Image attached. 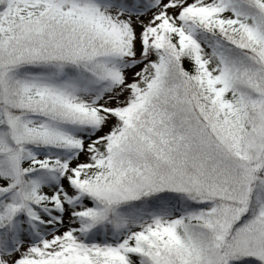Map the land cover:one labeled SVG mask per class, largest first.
<instances>
[{
  "label": "snow or ice",
  "instance_id": "6c2138e0",
  "mask_svg": "<svg viewBox=\"0 0 264 264\" xmlns=\"http://www.w3.org/2000/svg\"><path fill=\"white\" fill-rule=\"evenodd\" d=\"M0 264H264V0H0Z\"/></svg>",
  "mask_w": 264,
  "mask_h": 264
}]
</instances>
